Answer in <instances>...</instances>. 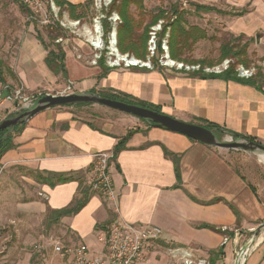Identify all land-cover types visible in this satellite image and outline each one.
<instances>
[{
	"label": "crops",
	"instance_id": "1",
	"mask_svg": "<svg viewBox=\"0 0 264 264\" xmlns=\"http://www.w3.org/2000/svg\"><path fill=\"white\" fill-rule=\"evenodd\" d=\"M65 1L76 6L86 2ZM195 6L231 18V34L236 36L232 40L249 38L243 45L253 39L264 42V0H218ZM180 12L185 30L197 28L187 24L186 11ZM46 56L39 40L26 37L10 61L12 76L2 67V82L21 85L28 92L62 89L60 75L45 64ZM64 64L63 79L71 93L124 94L181 122L214 124L264 145V87L257 90L160 68L107 67L101 76L100 67L77 61L72 52L65 54ZM99 107L86 120L76 116L73 107H57L25 121L13 138V149L0 159V226L13 222L20 231L58 227L62 239L57 240L85 245L90 257L104 253L105 236L116 222L154 226L174 242H146L147 261L137 264H172L169 251L174 248H184L209 264H235L239 240L264 222V199L259 193L218 149ZM96 152L113 156L110 173L118 213L114 203L89 188ZM84 195L87 201L76 214L42 225L48 213L70 208ZM262 235L243 264H264ZM38 239L46 249L43 242L48 240Z\"/></svg>",
	"mask_w": 264,
	"mask_h": 264
},
{
	"label": "rangeland",
	"instance_id": "2",
	"mask_svg": "<svg viewBox=\"0 0 264 264\" xmlns=\"http://www.w3.org/2000/svg\"><path fill=\"white\" fill-rule=\"evenodd\" d=\"M216 1L218 0H143V14L145 20L148 21L150 17L160 10L167 12L168 16L172 13L170 10L175 7H177L176 9L179 12L181 10L186 11L184 17L187 24L200 28L205 38L203 40H196L194 43H192L190 39L187 41L182 58L188 61H184V63L192 64V61L204 62V64L195 63L199 64V72L203 74H215L205 73V69L219 70L220 72L217 73L220 74L225 72L230 66H233L236 76L239 77L238 73L240 69L251 70L253 74L251 78H254L258 85H263L264 42L259 44L256 39H253L246 47L242 48L243 43L249 39L244 37L239 40L240 49H244L245 51V55L239 59L243 61V64H241L240 61L237 62L236 59H228L221 63H217L220 46L228 44L232 38L236 37L231 34L230 26L232 25V19L227 16L218 15L215 11L207 12L205 10H195V7H193L196 3L202 2L210 5ZM94 2L95 0H93L89 8H87L86 16L80 20L81 24L88 28H91L93 19L97 16H106L110 6L108 5V7H105L102 5V7L98 9L94 6ZM20 4L18 0H0V60L3 61V67L9 72V75L12 76V73L9 71L10 61L17 57L22 41L28 36H33L37 40L42 41L47 48L46 53H48L49 50H54L56 45H60V47L64 49L65 54L67 52L74 53V57L77 61L86 63L90 61L92 55L83 37L79 38L77 35L72 34L70 29L62 27L61 25L65 20L75 21L69 18L66 11L61 12L53 3L55 11L51 12V9L48 8L47 19L49 24L47 25L44 24L43 20L39 17L31 19L30 14L25 12V10L21 8L22 4ZM131 9L135 12V16H137L138 12L134 11V7ZM164 22L165 21H163V23ZM59 40L62 41L59 42ZM102 40L105 49L101 51V57L99 59L103 58L105 63L104 66L107 68V57L105 53L108 52L106 49L108 47V38L104 35V37L102 36ZM78 56H80V59H77ZM60 81L62 88L60 90L54 89V91L38 88L35 91H40L42 94L48 93L53 95L63 93L69 87V84L66 83L61 76ZM96 108L99 109L100 107L98 105H89L88 107L82 108L73 107L76 116L84 120H86L87 116L96 112ZM101 108L100 110H104L110 114L114 113L112 110L105 107ZM5 109L11 110L12 105L6 104ZM217 140L219 142H228L231 141L232 138L229 135L223 134L217 136ZM218 150L226 157L236 171L248 181L255 192H258L264 199V163L261 160L264 157V153L260 151ZM1 180L2 176L0 173V182ZM45 223H47V221L44 219L42 225L44 226ZM58 229L59 228L56 227L49 230L44 226L42 230L20 231L17 226L15 227L13 222L5 226H0V264H59L60 260L58 255L55 254L51 248H48L47 245L49 244H47V241L43 242V245L46 244V249L44 246L40 247V245H38L40 243L38 237H44L47 240H49V238L62 239L61 230ZM251 235L252 232L246 234L239 240L235 249L236 252H239V249L244 247L246 242L251 238ZM256 240L248 248L249 251L245 258L255 247ZM234 256L236 257V254H234Z\"/></svg>",
	"mask_w": 264,
	"mask_h": 264
},
{
	"label": "built area",
	"instance_id": "3",
	"mask_svg": "<svg viewBox=\"0 0 264 264\" xmlns=\"http://www.w3.org/2000/svg\"><path fill=\"white\" fill-rule=\"evenodd\" d=\"M29 11L30 18H41L44 24H49L47 19V10L55 11L51 0H18ZM112 0H95L94 6L101 8L102 5L108 7ZM103 20L110 25V32L107 35L108 47L106 48L107 65L110 68L115 67H139L154 69L151 59L157 58V66L168 73L188 75L190 73L199 72V65H189L182 62L174 61L169 56L168 38L169 30L161 41L162 53L158 55L156 43L157 34L161 32L163 21H159L155 26L151 27L149 32V41L147 46V61H140L129 55H121L116 48L117 27L121 24V20L116 13H112L109 17L105 15L97 16L93 19L91 28L81 24L80 20L62 22V27L70 29L72 34L79 38L83 37L91 52V59L88 64L97 66V60L101 57L104 45L102 36ZM62 40H59L61 42ZM66 43V42H65ZM80 59V56L77 57ZM205 73L220 72L219 70L205 69ZM251 70L240 69L239 78L250 79L252 77ZM72 89L68 87L65 92L56 95H68ZM53 94H42L40 91L28 92L22 86H12L4 84L0 80V124L18 111H28L33 108L35 102L45 96ZM12 105V109L6 110L5 105ZM113 156L108 152H96L93 154V165L89 173L88 185L91 191L101 193L107 201L114 203V212L118 213L116 205L115 190L113 187L110 169L112 166ZM165 240L174 242L167 237L164 231L154 226L136 227L125 222H116L109 229L104 240V253L99 257H90L88 249L85 245L69 246L64 245L57 239L49 238L48 248H51L57 254L61 261L59 264H137L145 263L147 256L145 252V244L148 241ZM227 239L224 238L223 243ZM240 250V249H239ZM238 256L239 252L235 253ZM172 264H209L204 259L195 258L188 250L184 248H174L169 251ZM244 255V253L242 254ZM239 256V261L242 257ZM245 261V259H244ZM239 264V262H238Z\"/></svg>",
	"mask_w": 264,
	"mask_h": 264
},
{
	"label": "trees",
	"instance_id": "4",
	"mask_svg": "<svg viewBox=\"0 0 264 264\" xmlns=\"http://www.w3.org/2000/svg\"><path fill=\"white\" fill-rule=\"evenodd\" d=\"M93 0H86V2L82 5H72L65 0H52L54 5L60 9L61 12L66 11L68 13V16L72 20H82L86 16V10L89 8L90 4ZM21 5V4H20ZM132 7H134V11L138 12L137 16H135V12L132 11ZM21 8L26 11V8L21 5ZM175 8H172L170 11L172 12L170 16H168V13L165 11H158L155 15L149 18L148 21L145 20L144 12H143V0H112L106 16L109 17L112 13H116L118 17L121 20V24L117 27V36H116V48L118 52L121 55H129L133 58L140 60V61H146L147 58V45L149 41V32L151 27L155 26L159 21H165L162 25V30L157 34V51L158 55L162 53L161 51V41L165 37L167 31L169 30V38H168V51L169 56L172 60L177 62L184 63L188 60L182 58L183 51L185 50L186 43L189 39H192V43L198 39H204L205 35L197 28H189L188 30H185L182 27L183 18L182 14L184 12H179ZM195 10H205L207 12L215 11L212 8H206V7H199L195 6ZM216 12V11H215ZM103 32L104 35L107 38L108 33L110 32V25L106 20H103ZM61 32V31H59ZM53 33V32H51ZM60 34V33H59ZM58 35V33H57ZM56 35V36H57ZM40 41V40H39ZM42 46L45 50L47 48L44 46L43 42L40 41ZM240 43L239 40H231L228 44H223L219 48V58L217 60V63H221L224 60L228 59H236L237 62L240 61L241 64H243V61L239 60L240 57H243L245 55L244 49H240L239 47ZM246 47L244 44L242 48ZM65 52L60 45H56L54 47V50H49L47 53V56L45 58V64L47 68L55 75V76H61L62 78L67 77L66 69H65ZM151 63L153 64L154 69L158 68L157 66V58H153L151 60ZM195 63H201L204 64V62H197L192 61V64L189 65H199ZM186 64V63H185ZM105 63L103 58L99 59L97 62V66L102 69V75L104 76L108 69L105 68ZM2 67L3 63L0 61V80L2 79ZM192 75L199 77L201 79H207V78H218L224 81H234L238 83H243L249 86H252L256 88L257 90H262L264 87V80H262L263 85H258L254 78L250 79H240L236 76L234 72L233 66H230L225 72L220 74H203L202 72H194ZM89 93L97 94L102 98L111 99L114 101H118L124 104L129 105H135L142 108L150 109L152 111L158 112V109L151 107L143 102H140L138 100L133 99L130 96L124 95V94H112L109 92L104 93H95L94 91H91ZM91 104H76L73 106H66V107H75V108H82V107H88ZM13 116V115H12ZM10 116V118L12 117ZM142 122L147 123L148 122L141 120ZM195 125L202 126L208 130H211L214 132L216 136H220L223 134L229 135L233 137L234 139L240 138L244 139L248 142L257 143L254 138L251 137H241L236 134H233L231 132H226L222 130L220 127L205 123L201 121H197L196 123H193ZM25 122H21L17 126L7 129L5 131H2L0 133V159L3 154H5L7 151L13 149V138L16 134L19 133V131L24 127ZM130 136L126 137V139ZM123 143L120 144L115 150V154L119 150V147H122ZM59 181H64L62 177H59ZM87 201V195H84L81 201H75L74 204L67 209L61 210V211H54L48 213L46 217V221L48 224L54 223L61 219L62 217H68L71 215L76 214L86 203ZM203 228L211 229V227L208 226H202ZM211 264V263H210Z\"/></svg>",
	"mask_w": 264,
	"mask_h": 264
},
{
	"label": "water",
	"instance_id": "5",
	"mask_svg": "<svg viewBox=\"0 0 264 264\" xmlns=\"http://www.w3.org/2000/svg\"><path fill=\"white\" fill-rule=\"evenodd\" d=\"M76 104H91L105 107L109 110L119 112L128 116H132L139 120H144L150 126L165 131L180 134L188 139L198 142L200 144L223 150H243V151H260L264 153V145L259 143L248 142L244 139L233 137L231 141L219 142L217 136L213 131L208 130L202 126L181 122L175 118L163 115L161 113L152 111L150 109L142 108L135 105L124 104L107 98H102L97 94L81 93V94H68V95H45L39 98L33 108L28 111H18L12 114L11 118L8 117L0 124V133L7 129L13 128L25 122L29 118L35 116L39 112L57 107L73 106ZM264 232V222L259 224L253 231L251 238L246 242L243 248L239 250L238 256L235 258V264L239 262V256L248 250L250 245L260 237Z\"/></svg>",
	"mask_w": 264,
	"mask_h": 264
},
{
	"label": "bare ground",
	"instance_id": "6",
	"mask_svg": "<svg viewBox=\"0 0 264 264\" xmlns=\"http://www.w3.org/2000/svg\"><path fill=\"white\" fill-rule=\"evenodd\" d=\"M261 158H262V156H261ZM262 160V162L264 163V157L261 159ZM262 236V235H261ZM261 236L256 240V243L255 244H258L259 242H260V240H261ZM248 251L249 250H246V252L244 253V255H242V257H241V259H240V261H239V264H243V262H244V258H245V256H246V254L248 253Z\"/></svg>",
	"mask_w": 264,
	"mask_h": 264
}]
</instances>
